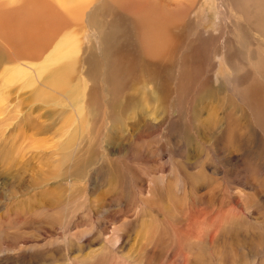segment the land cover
Listing matches in <instances>:
<instances>
[{
	"label": "rangeland",
	"instance_id": "374dc122",
	"mask_svg": "<svg viewBox=\"0 0 264 264\" xmlns=\"http://www.w3.org/2000/svg\"><path fill=\"white\" fill-rule=\"evenodd\" d=\"M102 1L0 0V264H264V0H164L179 48L132 75Z\"/></svg>",
	"mask_w": 264,
	"mask_h": 264
},
{
	"label": "bare ground",
	"instance_id": "6f19581e",
	"mask_svg": "<svg viewBox=\"0 0 264 264\" xmlns=\"http://www.w3.org/2000/svg\"><path fill=\"white\" fill-rule=\"evenodd\" d=\"M116 5L121 4L119 9L123 14L129 15L132 21H126L118 14H112L106 22L110 27V31L104 37H98L99 41L104 40L108 45V50L114 54L116 60H128L126 65L119 69L112 68L113 73L132 75L138 71L145 70L152 74L157 72H167L166 59L168 56L175 54L178 50L180 41L184 32V26L178 25L176 31H171L163 26V22H170V20L160 12L161 9L167 8L165 5L168 1L164 0H137L128 4V0H113ZM57 8L68 14L72 20L76 22L81 21L82 13L90 8V10L101 12L104 10L102 0H52ZM183 4L185 9L192 8L194 0L175 1L171 5L178 7ZM150 6V9L147 8ZM176 21H179L177 19ZM61 21L58 20V24ZM89 24V19L87 18ZM115 30L119 33L117 37H110L111 31ZM123 33V34H122ZM123 35V36H122ZM67 36L66 34L63 37ZM110 37V38H109ZM115 41V44H110ZM107 50V51H108ZM104 49L99 51V55L103 57ZM77 54V47L73 45L72 49L64 52L59 50L55 60L50 64L54 65L62 61L68 62L63 70L56 73L57 79L60 81L64 77L63 71L71 70V62ZM146 60H152L155 63L152 66L146 64ZM47 66L40 64L39 71L42 73L46 70ZM120 85L125 84V79L119 82Z\"/></svg>",
	"mask_w": 264,
	"mask_h": 264
}]
</instances>
